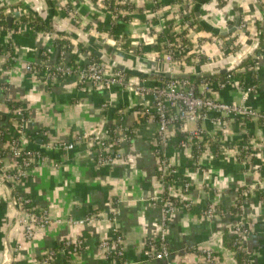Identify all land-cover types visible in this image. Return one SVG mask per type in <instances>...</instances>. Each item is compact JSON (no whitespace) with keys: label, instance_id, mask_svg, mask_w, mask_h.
I'll return each instance as SVG.
<instances>
[{"label":"crops","instance_id":"1","mask_svg":"<svg viewBox=\"0 0 264 264\" xmlns=\"http://www.w3.org/2000/svg\"><path fill=\"white\" fill-rule=\"evenodd\" d=\"M129 1L136 9L125 21L123 16L115 18L117 9H110L105 0H60L59 3L52 0L50 10L43 0H0V7L6 8L4 20L12 16L13 25L18 26L8 31L5 20L6 25L0 30V129L14 137L22 133V145L45 158L12 185L4 181L3 172H14L16 161L11 154L0 156V264H41L48 251L58 249L53 264H64L65 259L69 264H109L99 251V243L108 239L114 229L123 238L127 264H166L164 259L145 255L147 244L159 238L163 230L164 203L161 200L165 189L167 198L181 199L165 225L169 260L173 264L197 262L204 249L214 252L219 264H240L231 248V239L236 235L235 225L241 220L250 231L243 242L248 264H264L262 123L234 120L223 130L215 129L210 122L201 123L208 135L219 141L221 148L230 145L239 150L250 141L255 148L253 160L251 163L242 161L219 150L215 144V148L207 146L197 162L191 149L170 144L162 153L177 172L169 186L164 187L161 160L153 149L157 125L154 117L144 112L146 107L154 109L153 97L143 99L129 87L95 89L81 84L76 76L47 82L37 72L27 70L26 64L39 63L46 58L53 65L85 66L94 55L72 34L115 61L146 69L171 70L169 65L164 68L141 57L164 59L167 47L161 42L160 28L167 27V20L174 19L176 13L183 10L184 0H157V15L148 14L152 4L149 0ZM66 6L73 9L75 17L66 12ZM235 6L247 29L239 37L238 28L235 33L216 37H238L237 48L224 52L208 40L199 58L195 54L185 56H194L190 66L185 63L186 58L184 65L171 71L193 75L212 73V76L198 77L192 82L198 89H202V81L208 82L210 95L223 102H240L247 89L252 88L246 95V103L264 112V33L259 39L264 8L257 0H205L201 14L214 26L225 28L234 21ZM194 7L189 19L194 18L197 31L215 36L199 25ZM30 13L39 15L44 22L52 14V24L65 31L62 35L70 36L58 37L46 22L49 31H39L19 21ZM95 30L101 31L103 36L112 33L124 39L122 51L113 47L115 44L101 45L100 37L98 41L93 38ZM57 39H64L68 44L57 43ZM257 43L259 47L250 55ZM193 47L188 48L193 50ZM10 56L15 61L9 67L12 60L8 61L7 57ZM239 63L242 64L233 71L219 72ZM181 67L185 70H180ZM130 77L134 81H144L149 87L158 86L164 80ZM225 81L224 87L217 84ZM16 104L27 115L21 130L17 127ZM189 125V130L197 126ZM116 127L120 131L118 152L122 157L112 165L99 166L97 148L84 143L73 150L50 147V143H70L74 138L93 137L97 142L107 143L111 152L114 150L111 132ZM42 132H47V136ZM5 147L6 143L0 139V150ZM242 192L245 196L238 210ZM20 197L30 198L38 212L47 211L53 220L51 225L38 229L31 241L23 239L22 227L17 221ZM188 202L195 207L193 210L183 204ZM208 205L217 208L214 218L204 213ZM96 213L101 218L93 224H69L71 220L80 221ZM79 239L83 246L76 254L62 251L66 243L73 245ZM69 248L72 252L73 246Z\"/></svg>","mask_w":264,"mask_h":264},{"label":"built area","instance_id":"2","mask_svg":"<svg viewBox=\"0 0 264 264\" xmlns=\"http://www.w3.org/2000/svg\"><path fill=\"white\" fill-rule=\"evenodd\" d=\"M59 3L60 0H55ZM106 1V0H105ZM151 4V9L149 15H157L159 13L157 7V0H149ZM258 4L264 8V0H257ZM128 0H116L115 5L117 6V11L114 13L116 17H129L132 15L134 9L127 10L124 8H118V6H123ZM196 3V0H184L182 6L184 7L182 11H178L174 18V22L171 25V34L176 36V42L171 43L168 38L165 37L164 31L166 26L162 25L159 33H161V41L167 44V53L164 59L168 63L171 70L184 65V60L188 57L186 55L195 54L198 55L202 52L203 47L206 46L208 40H212V43L217 45L222 51H231L237 48L239 35L247 29L246 24H242L238 27L237 38H221L212 36L205 32L197 31V26L194 24L192 19H189L191 11ZM105 5V3H103ZM178 8V6H177ZM181 8V7H179ZM66 12L72 17H75L73 9L66 6ZM136 11V10H135ZM3 27H1L2 29ZM0 29V30H1ZM4 29V28H3ZM98 37L103 38L106 43L112 40L116 47L122 48L125 44L124 39H115L114 34L105 33L104 36L101 35V31H93ZM202 34V35H201ZM109 35V36H108ZM103 36V37H102ZM189 41L194 45V49H189L185 43ZM140 55H143L140 53ZM181 56V57H178ZM213 57H209L212 59ZM157 61H163V58H157ZM7 60L15 61L13 57H7ZM175 60V61H174ZM26 68L29 71H35L39 75L43 76L47 82L60 80L68 76H76L81 84H89L95 89H105L110 90L114 87H129L134 90V92L142 97H153L155 100L154 109L151 110L149 107L144 109L146 115L153 116L154 121L157 125L156 139L154 140V151L159 156L161 160V179L164 182V187H168L172 177L176 174V169L169 164V161L162 153V150L171 144V130H178L181 133H186L188 135L186 141L180 144L181 148L191 149L194 152L195 161H199L203 153L207 150V146L210 145L209 142L203 145L200 142L211 138L207 131L200 126L201 123L210 122L211 125L218 130L226 129L234 120H249L258 121L264 125V112H260L256 109L249 107L246 103L247 94L252 88L247 89L243 99L238 102H223L213 98L211 93V87L208 82L202 81V89H198L196 85L187 79H169L161 81L160 85L155 87L147 86L144 81L138 80L134 81L129 75L123 73L122 71L116 70L108 66L101 60H96L93 57L85 66H72V65H53L49 59H44L39 63H28ZM218 85L224 87L225 82H217ZM17 117V127L21 130L22 124L26 121L24 117V110L22 108H17L15 112ZM196 124V128L189 130V124ZM125 129V128H124ZM119 128L116 127L113 130V138L111 142V148H117L109 152V145L105 142H97L95 138H74L70 143H54L51 146H55L62 149L73 150L75 147L81 143L87 146L97 148V164L99 166L112 165L115 161L119 160L122 155L118 152V146L121 143L119 139ZM22 134V133H21ZM21 134L15 136V138L6 143L5 149L9 150V153L16 161V167L14 172L8 173L3 172V179L6 182L14 185L16 181L24 178L30 167L37 165L40 161H44L45 158L40 155L37 151H26L25 147L21 142ZM47 132H42L44 137L47 136ZM2 136V131L0 130V139ZM213 138V137H212ZM213 142H216L219 146V150L224 153H231L242 161L249 162L253 160L255 156V148L247 143L241 149L234 147L232 149L230 145H225L220 147L219 141L213 138ZM109 143V142H108ZM49 144V143H45ZM163 156L162 158L160 157ZM1 161V159H0ZM5 170V169H4ZM187 191L188 185H184ZM165 189V188H164ZM166 191L164 190L163 198L161 201L164 203V218H163V230L159 238L155 241H151L147 244V249L145 252L146 257L151 259H164L166 264H173L170 260L169 247L166 242V221L167 217L175 210L176 203L181 202V199L174 198L170 199L166 197ZM244 192V191H243ZM241 193L240 201L237 203V209L242 207V197L244 193ZM186 208L190 210L192 203H183ZM209 218H214L217 213V208L214 205H208L204 212ZM101 216L99 214H91L85 219L80 221H69L70 225L81 226L85 224H93L95 221L100 220ZM17 221L22 227L23 239L25 241H31L36 231L40 228H45L53 223L50 215L47 211L38 212L32 203V200L27 197L18 198V216ZM249 229L245 226L244 221L241 220L235 225V236L237 237L234 245L238 248H243V242L245 238L249 235ZM123 238L119 235L116 229L113 230L112 235L99 243V251L103 254L104 258L109 264H127L124 259L123 253ZM19 246V245H18ZM17 246V248H18ZM72 252L70 248L72 247ZM83 246L82 239L73 242V245L66 243L63 247L64 251H69V253L76 254L78 249ZM60 249L50 250L41 259V264H53L55 259L58 257ZM192 264H219L214 252L209 249H204L202 251V258L197 262Z\"/></svg>","mask_w":264,"mask_h":264},{"label":"water","instance_id":"3","mask_svg":"<svg viewBox=\"0 0 264 264\" xmlns=\"http://www.w3.org/2000/svg\"><path fill=\"white\" fill-rule=\"evenodd\" d=\"M45 2L46 7L50 10L53 7V2L52 0H43ZM205 3V0H199L198 3H196L194 7V15L199 23V25L205 29L206 31L212 33L215 36H226L228 34L235 33L237 28L240 26L241 23V13L238 11V6L234 7V21L228 25V27L225 28H219L211 24L208 20L204 19L202 14H201V7ZM6 22H7V30L11 31L12 26H13V17L12 16H7L6 17ZM53 15L49 14L45 22L48 24L49 29L54 32V33H64L65 31L57 29L53 24ZM262 28L260 31L259 39L262 37L264 33V24H262ZM72 36L77 40L78 43L82 44L84 48L96 56L99 60L102 62L106 63L108 66H110L113 69L122 71L123 73L133 76L136 78H159V79H164V80H169V79H175V80H180V79H187V80H194L195 78L198 77H209L212 76V73H206L203 75H193L189 73H175L172 72L170 69H165V70H159V69H146V68H141L137 67L133 64H125L122 62L115 61L108 55H106L103 51L96 49L93 47L91 44H89L86 40L78 37L75 34H72ZM259 47V43L256 44L254 47L253 51L250 53V55L254 54L256 49ZM249 59V56L244 59V61H247ZM242 63L235 64L229 69H223L219 72L221 73H228L229 71L235 70L239 65Z\"/></svg>","mask_w":264,"mask_h":264},{"label":"trees","instance_id":"4","mask_svg":"<svg viewBox=\"0 0 264 264\" xmlns=\"http://www.w3.org/2000/svg\"><path fill=\"white\" fill-rule=\"evenodd\" d=\"M95 1V0H94ZM115 1L116 0H106V3L108 4V6H110L109 8L110 9H114V10H116L117 9V6L115 5ZM129 1V0H128ZM124 8V9H127V10H132V9H136L135 8V6L132 4V3H129V2H127L125 5H123V6H118V8ZM6 8L5 7H0V29H1V26L3 27V25H6V22H5V20H4V10H5ZM121 17V16H120ZM191 18V17H190ZM123 20H125V21H127V20H129V17H124V18H122ZM191 19H194V18H191ZM173 20L174 19H171V20H167V27H166V29H165V31H164V35H165V37L166 38H168V40L171 42V43H174V42H176V36H173L172 34H171V32H170V28H171V25H172V23H173ZM19 21L20 22H22V23H28L30 26H32V27H35L37 30H39V31H41V30H43V31H49V29H48V27H47V25L45 24V22L42 20V18L39 16V15H36V14H33V13H30V14H28V15H25V16H22L20 19H19ZM194 21V20H193ZM17 24L15 25H13V30H16L17 29ZM57 36L58 37H67V36H70L69 34H66V35H62V34H60V33H57ZM114 37H115V39H119L120 38V36H118V35H116V34H114ZM56 42L57 43H61V44H68V41H65L64 39H62V40H56ZM162 42V41H161ZM166 46H167V44L166 43H164ZM127 45H128V43H127ZM163 45V44H162ZM164 45V46H165ZM185 45L187 46V47H191L192 46V44L191 43H189L188 41L185 43ZM126 46V45H125ZM159 47H160V44H159ZM158 47V48H159ZM0 50H1V48H0ZM91 57H93L94 59H96L94 56H92L91 55ZM178 57H181V56H178ZM194 57V56H193ZM193 57H188L187 58V60H186V64H187V66H190L191 65V61H192V58ZM97 60V59H96ZM12 63H13V61H11V62H9L8 63V66L10 67L11 65H12ZM247 64H249V62L248 63H246L245 65L247 66ZM180 70H185L184 69V67H181L180 68ZM223 77H225V76H223ZM11 105V104H10ZM16 107L17 108H20V105H18V104H16ZM24 117L27 119V115H26V111L24 110ZM1 131H2V136H1V141L3 142V143H7V142H10V141H12L15 137L14 136H12L11 134H9L8 132H6V131H4V130H2V129H0ZM111 137L113 138V130H112V132H111ZM187 137H188V135L186 134V133H181V132H179L178 130L176 131V130H173V132H172V134H171V136H170V139H171V144H173V145H175V146H179L180 147V144L183 142V141H186V139H187ZM46 139H44V141H45ZM206 142H209L210 143V145L211 146H213V148H215V144H217L216 142H213V140H212V138H209V139H206V140H204V141H202V142H200V144L201 145H203L204 143H206ZM219 147V146H218ZM153 149H155V147H153ZM25 150L26 151H31V149H28V148H25ZM114 150H117V148H114ZM33 151V150H32ZM8 154H10L9 153V150L8 149H1L0 150V156L2 157V156H5V155H8ZM160 157L162 158L163 156H161L160 155ZM171 182H172V180H171ZM195 207H193V204L191 205V208H190V210H193ZM236 239H237V237L236 236H234L231 240H232V246H231V248L236 252V255H237V258H238V261L240 262V264H248V261H247V256H246V254H245V252H244V249H242V248H238L237 246H235L234 245V242L236 241ZM14 264H20V263H18V262H15ZM64 264H69V262H68V259H65V263Z\"/></svg>","mask_w":264,"mask_h":264},{"label":"rangeland","instance_id":"5","mask_svg":"<svg viewBox=\"0 0 264 264\" xmlns=\"http://www.w3.org/2000/svg\"><path fill=\"white\" fill-rule=\"evenodd\" d=\"M94 34V33H93ZM97 37V38H96ZM93 38L94 39H96V41H98L99 39H98V36L96 35V34H94V36H93ZM101 40H100V43H101V45H110V44H112V45H114L115 43L114 42H108V43H106L105 41H104V39L103 38H100ZM113 47H116V46H113ZM117 49H119V50H121L122 51V49L121 48H119V47H117ZM103 50V49H102ZM105 54H107V53H105ZM108 55V54H107ZM165 57V56H164ZM141 58H143V59H147V60H149V61H151L154 65H159V66H161V67H166V66H168V64H167V62H166V60L165 59H163V61H157L158 59H157V57L156 58H154V57H151V56H149V55H144L143 57H141ZM215 62V61H214ZM191 126H193L192 124H190L189 125V127H191ZM237 208V207H236ZM234 232H235V228H234Z\"/></svg>","mask_w":264,"mask_h":264}]
</instances>
